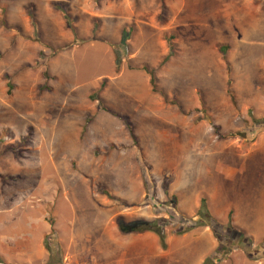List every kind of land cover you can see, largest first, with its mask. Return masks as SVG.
Instances as JSON below:
<instances>
[{
    "label": "rangeland",
    "instance_id": "374dc122",
    "mask_svg": "<svg viewBox=\"0 0 264 264\" xmlns=\"http://www.w3.org/2000/svg\"><path fill=\"white\" fill-rule=\"evenodd\" d=\"M178 111L196 117L191 149L177 146L189 138ZM178 150L194 159L177 171L190 173L183 190L204 182L252 228L264 204V0H0V264H178L155 233L116 222L174 224L165 161Z\"/></svg>",
    "mask_w": 264,
    "mask_h": 264
},
{
    "label": "crops",
    "instance_id": "0c3cea01",
    "mask_svg": "<svg viewBox=\"0 0 264 264\" xmlns=\"http://www.w3.org/2000/svg\"><path fill=\"white\" fill-rule=\"evenodd\" d=\"M197 94L198 89L196 88L194 90V105H190L189 107L185 108L186 111H190L192 108H197ZM180 105H182V102L180 99H177ZM252 104H256L257 101L255 98L250 99L249 101ZM259 102V101H258ZM179 110V109H178ZM177 118L179 121L181 120V123L179 125L183 126V129L186 132H189V138L185 135L186 141L182 142L180 141L177 146L181 148H185L186 146H189L190 149L193 145L196 144L197 138L196 132V126L197 120L196 117H193L191 115L187 116V114H182L181 111H178ZM193 123V124H192ZM169 125H172L171 123H168ZM176 125V124H175ZM190 125H194L195 129L193 130ZM188 128V129H187ZM185 132V133H186ZM180 148V150H181ZM180 150L176 151V155L172 159H169L165 161V166L167 168H172L174 170V181L171 185V190L173 191L175 195V204L177 209L190 217H194L197 214V211L199 210L201 206V199L204 197V194L207 195V208L209 212L218 219V221L221 223L222 226H227L229 222V216L232 212V220L233 224L241 231H243L250 239H252V245L253 247L258 246L260 242L264 241V204L261 206V209H259V217L255 224H249L247 220H240L242 217V214H240V211H238L235 204H232L228 202L223 207H216L217 202V195L218 193L209 194L207 191L204 182H202V186L200 189H191L190 193L186 189L183 190V187L185 188L191 181L190 173H185V177L183 178L181 174L178 171V169L182 168L183 161L188 160L191 161L193 159V156L189 154H180ZM194 161V159H193ZM202 163H204L202 161ZM206 165V163H204ZM192 165L187 168L188 170H192ZM187 171V170H186ZM240 169H238V172ZM184 174V172H181ZM229 174V172H226ZM192 175L194 173L192 172ZM197 175H200V172H197ZM142 186V181H138L135 183V187L132 189L134 192L140 191V187ZM137 190V191H136ZM139 193V192H138ZM264 197V195H263ZM254 209H246L245 213L248 214L249 211L252 212ZM245 214V216H246ZM254 226V229H253ZM141 238H149L152 239V235H142ZM224 239H229L227 236H225ZM187 244V249L184 250L185 245ZM219 246V240L215 236L213 230L209 226H202L197 227L189 232L183 233L179 236H171L168 239V247L165 250H162L163 256L168 259V257L173 256V261L178 264H204L207 258L211 257L214 252L217 250ZM144 246L141 247V250H143ZM252 248V246H251ZM175 255V258H174ZM168 256V257H167ZM171 258V257H170ZM224 259L221 262H218V260H215V263L217 264H264V256L258 257L257 259L251 258L245 251H241V249H233L230 254H227V256L223 257Z\"/></svg>",
    "mask_w": 264,
    "mask_h": 264
},
{
    "label": "trees",
    "instance_id": "16d2710c",
    "mask_svg": "<svg viewBox=\"0 0 264 264\" xmlns=\"http://www.w3.org/2000/svg\"><path fill=\"white\" fill-rule=\"evenodd\" d=\"M55 8L58 10H62L65 16L66 24L69 28L72 29V31L76 35V29L71 24V15L69 14V11L66 8H63L59 3H55ZM95 30V29H94ZM175 38L174 34H171L170 36L166 37L167 44L169 48L168 54L164 57L162 64H165L169 61L170 58H172L175 53V43L173 42ZM79 43H75V46H80ZM73 44L67 45L63 47L62 49H68L71 48ZM59 50H55L52 54V56H55L56 53ZM40 56H45L43 52L40 53ZM144 69L146 72L150 75V82L152 85V88L154 91H158L157 88V77L155 75V70L152 68H149L147 66H144ZM116 70H119V61L117 59L116 62ZM11 86V85H9ZM95 99L100 100L99 104L102 105V100L99 97L95 96ZM174 104H177L180 106V103L175 100ZM104 109L110 113L115 114L110 109L104 107ZM217 130V128H216ZM131 134L132 129H131ZM222 138L227 137L228 135H219ZM232 136V135H230ZM142 179L143 184L145 187L148 186L149 182H152L150 176L146 174V172L143 171L142 173ZM207 200L205 197H202L201 199V206L199 210L197 211L196 216L190 217L188 215H185L181 213L177 207L176 204L173 203L172 205V212L170 213V217L174 220L173 225H167V219H157V220H145V219H134V220H126L123 216H119L116 220L117 227L119 231L124 234H137V233H145V232H153L155 233L159 238V244L162 247V249L167 248V238L170 235H181L183 233L189 232L197 227L202 226H209L217 239L219 240V246L217 250L214 252V254L207 258L204 264H216L215 260H218V258H221V255L223 253L228 254L224 249V236L225 234L227 237H229L230 244L232 245L233 249H241L245 251L251 258L257 259L258 257H262L261 250L263 249V244H259L254 250L251 248L252 246V239H250L243 231L237 229L235 225L233 224L232 220V212L229 216V222L228 225L222 226L221 223L218 221L217 218H215L208 210L207 208ZM167 228H172V230H168Z\"/></svg>",
    "mask_w": 264,
    "mask_h": 264
}]
</instances>
